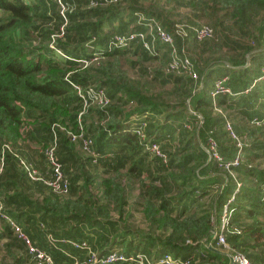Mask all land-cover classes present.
Here are the masks:
<instances>
[{
	"label": "trees",
	"instance_id": "trees-1",
	"mask_svg": "<svg viewBox=\"0 0 264 264\" xmlns=\"http://www.w3.org/2000/svg\"><path fill=\"white\" fill-rule=\"evenodd\" d=\"M63 2L69 10L62 27L56 0H0L4 212L53 264L85 260L89 251L98 256L139 252L152 260L171 254L187 264H231L211 231L219 227L223 205L237 188L229 204L228 250L242 253L249 264H264V127L251 123L264 116V50L257 51L264 0H117L96 6L89 0ZM208 14L212 24L200 21ZM150 19L189 56L197 79L166 70L171 50L158 39L154 53L140 39L109 49L115 35L147 33ZM204 24L213 35L198 39L195 30ZM176 25L183 27L184 36L175 33ZM145 39L151 40L150 35ZM95 54L99 59L86 66L78 61ZM125 55L158 88L129 76L121 60ZM160 57L163 67L144 65ZM225 76L223 85L231 94L212 96L216 80ZM74 86L103 89L108 106L83 108ZM189 109L201 116L200 124ZM142 118L146 141L159 144L165 161L147 151L134 132ZM80 134L91 140L95 155L80 149ZM209 138L216 141L221 161L204 149ZM5 144L10 149L2 151ZM50 146L68 182L65 195L42 180H31L20 163L30 162L50 178L45 155ZM238 153L239 164L225 169ZM133 190L138 192L135 207L148 228L125 224L117 229ZM47 235L57 244L52 246ZM0 264H36L25 241L1 216Z\"/></svg>",
	"mask_w": 264,
	"mask_h": 264
},
{
	"label": "built area",
	"instance_id": "built-area-1",
	"mask_svg": "<svg viewBox=\"0 0 264 264\" xmlns=\"http://www.w3.org/2000/svg\"><path fill=\"white\" fill-rule=\"evenodd\" d=\"M59 4V13L62 16L64 22L62 24V27L65 26L67 20H66V12L69 10V7L63 0H56ZM104 2H117V0H89V5L96 6L98 4L104 3ZM147 33L145 32H132L124 35H115L109 42V49L115 48V47H124L127 46L132 40L140 39L143 42V46L150 52L154 53V46L153 41L155 39H158L160 42H163L167 44L170 47V57L166 65V70L170 72H184L189 74L192 78L197 79L198 75L193 70L192 62L189 58V56L184 53L183 49L180 51L179 48L174 43V37L167 32L162 26L150 19L147 23ZM61 27V28H62ZM196 35L198 39H202L208 36L213 35V29L208 25H201L196 30ZM175 33L178 36H184L185 30L182 26L176 25L175 26ZM147 35H150L151 40H146L145 37ZM51 48H54L53 43L51 42L49 44ZM58 53L62 56L64 54L58 50ZM95 54L94 57H92L89 60L80 59L78 60L83 64V66H86L88 63L97 61L99 57ZM262 71V77H264V66L261 68ZM227 79V77H223L221 79L216 80L214 85V90L211 92L212 96H215L218 93H229L231 94V91L228 87H225L223 85V82ZM201 84V83H200ZM77 89V93L80 94L83 98V108H86L90 105H95L99 107H106L109 104V98L106 96L103 89L95 88L93 86H88L84 89H81L78 86H74ZM189 111L193 114H196L191 109ZM199 120V124L201 123V116L199 114H196ZM146 118V117H145ZM145 118H142L140 120V123L134 127V132L138 135L139 139L144 142V148L149 151L151 154L159 156L163 159V161L166 160V155L161 152L160 146L156 142H150L146 141V134L144 131V127L146 126ZM251 123L257 126L264 127V116L254 117L251 120ZM227 129L230 130L231 136L235 139L236 145L238 148H241L242 141L240 137H238L236 134L233 133L230 124H227ZM81 137L80 142V149L85 153L89 155H95L94 152L91 150L90 144L91 140L85 137H82L81 134L78 135ZM77 136L73 135V139H75ZM207 146H204V149L209 153L210 158L221 161L220 155L217 153V143L212 138L208 139ZM4 149H10L8 144H5L3 146ZM53 146H50L45 150V155L50 163V170L51 176L50 178H45V176L30 162H26L23 159H20L21 166L25 170L27 176L31 180H42L45 182L54 192L65 195L68 191V182L63 176V173L61 171V165L55 161L54 154H53ZM241 160V156L238 153L237 156L231 161L227 162L224 167L225 169H229L230 166H237ZM239 186V183H237V187ZM237 191V188L235 189L234 193L227 199L225 204L222 208V213L220 216V224L217 230L211 231V237L212 239H216V245L222 246L225 248V252L227 256L230 259L231 264H249L248 259L240 252H237L235 250L229 251V247L226 242V236L225 232L230 229L228 222L230 217V208L229 204L234 201V195ZM0 216L6 220L14 229L15 233L18 237L22 238L25 243L27 244L28 253L31 255L32 259L36 264H53V261L51 257L42 249L36 247L28 238V236L22 231L21 227L9 216L4 212V206L2 203V198L0 196ZM47 237L54 241L53 237L51 235H47ZM210 244V243H208ZM90 256L82 261L75 260L73 264H111L114 262H128L132 264H187L188 260H182L181 258L174 257L171 254H164L162 257L158 259L152 260L148 255L144 253H135V254H124L121 252H110L106 255L98 256L95 252L89 251Z\"/></svg>",
	"mask_w": 264,
	"mask_h": 264
},
{
	"label": "rangeland",
	"instance_id": "rangeland-1",
	"mask_svg": "<svg viewBox=\"0 0 264 264\" xmlns=\"http://www.w3.org/2000/svg\"><path fill=\"white\" fill-rule=\"evenodd\" d=\"M142 5H144V6H147V2H143V3H141ZM186 13L188 12V13H190L191 11L190 10H186L185 11ZM219 15H221V13H218ZM200 18V21H202V22H208V23H213V16L211 15V14H208V15H204V16H201V17H199ZM218 37H220L221 38V35H219V33H218ZM218 43H220V41H218ZM192 45H194V43L192 44ZM254 45V44H253ZM191 48H192V50H190V52H191V54L195 57V51H194V48H193V46H191ZM197 53V52H196ZM195 54V55H194ZM59 56H61V55H59ZM197 56V55H196ZM163 57V56H162ZM162 57H160L159 59H157V60H154L153 62H151V63H148V62H144V65L145 66H147V67H149V68H154V67H156V66H158V67H163V64H164V62H163V60H162ZM132 57L130 56V55H125L124 57H122V64H123V69L125 70V71H127V73H128V75L129 76H131V77H133V78H135V79H141V78H143L144 79V83H148V82H150L148 85L150 86V87H152L153 89H156V88H158V84L157 83H155V82H153L151 79H150V81H146L145 80V76H144V70H143V68L141 67V66H139V67H133L131 64H130V62H131V60H133V59H131ZM197 60V59H196ZM143 65V66H144ZM134 191V192H133ZM133 191H129V194H131L132 192H133V198L135 199V200H137V195H138V192H137V190H133Z\"/></svg>",
	"mask_w": 264,
	"mask_h": 264
},
{
	"label": "crops",
	"instance_id": "crops-1",
	"mask_svg": "<svg viewBox=\"0 0 264 264\" xmlns=\"http://www.w3.org/2000/svg\"><path fill=\"white\" fill-rule=\"evenodd\" d=\"M261 48V47H260ZM264 50V49H263ZM134 192V191H133ZM133 192L129 194V204L127 206V216H124V221L119 223V227L117 229H122V226L125 224L130 226L131 228H136L140 230H146L148 228L147 222L145 221V218L143 216V213L141 212V209L139 207H135V202L133 198ZM113 216L117 218V214L113 213ZM47 241L54 246L55 243L57 244V241H52L47 237ZM144 241V240H143ZM17 254H19V251H15Z\"/></svg>",
	"mask_w": 264,
	"mask_h": 264
},
{
	"label": "water",
	"instance_id": "water-1",
	"mask_svg": "<svg viewBox=\"0 0 264 264\" xmlns=\"http://www.w3.org/2000/svg\"><path fill=\"white\" fill-rule=\"evenodd\" d=\"M259 37H260V41H261V43H262V46H261V48H259L257 51H259V50H263V49H264V25H263V30H261V31L259 32Z\"/></svg>",
	"mask_w": 264,
	"mask_h": 264
}]
</instances>
